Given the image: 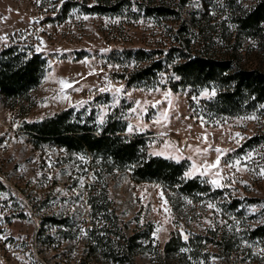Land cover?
Here are the masks:
<instances>
[{
  "label": "rangeland",
  "instance_id": "374dc122",
  "mask_svg": "<svg viewBox=\"0 0 264 264\" xmlns=\"http://www.w3.org/2000/svg\"><path fill=\"white\" fill-rule=\"evenodd\" d=\"M57 1L63 0H0V51L26 43L46 58L44 76L24 98L12 101L0 93V236L7 237L0 239V264H119L93 250L87 194L95 181L87 159L36 142L23 130L26 123L68 109L82 122L101 126L120 106L124 135H142L151 155L186 161L190 177L241 199L264 201V113L211 120L193 112L191 89L172 92L163 76L157 84L132 87L118 78L125 65L111 55L141 47L166 50L177 24L77 10L54 23L47 17ZM252 3L237 0L230 8L224 0H189L183 19L194 47L209 44L213 55L264 71V37L237 35L232 23ZM213 93L202 91L196 99ZM218 156L219 165L206 169ZM107 185L111 208L122 222L120 235H136L142 245L133 264H264V244L246 241L239 223L216 202L136 182L129 169L108 176ZM263 205L247 208V216L256 215L251 223L262 219ZM50 216L64 223L44 222ZM172 238L182 244L165 251Z\"/></svg>",
  "mask_w": 264,
  "mask_h": 264
},
{
  "label": "trees",
  "instance_id": "16d2710c",
  "mask_svg": "<svg viewBox=\"0 0 264 264\" xmlns=\"http://www.w3.org/2000/svg\"><path fill=\"white\" fill-rule=\"evenodd\" d=\"M234 8L237 0H224ZM189 0H63L57 1L47 17L50 22L63 20L74 10L83 14L119 18L128 22L151 21L158 26L177 24L172 43L163 49L137 48L116 53L110 58L125 71L118 78L126 86L157 84L165 77V85L172 91L191 89L194 113L211 120L226 117L264 113V71L258 68L244 69L233 58L218 57L207 51L206 46L194 47V37L184 21V9ZM236 34L245 38L264 37V0H253L242 14L233 17ZM172 30V29H171ZM190 35V36H189ZM133 66L129 70L128 66ZM46 58L31 45L15 43L0 51V93L8 100L24 98L44 76ZM213 90L210 98L196 99L202 91ZM101 96L94 97L91 110L97 107ZM33 140L60 147L69 153L83 155L92 171L95 183L88 189L90 223L88 231L95 240L93 250L101 251L106 258L119 264H133L135 251L142 246L136 235H120L122 222L111 208L107 178L115 171L131 170L136 182H153L176 190L194 201L207 198L216 202L228 216H232L241 228L242 237L249 243L264 244V205L261 220L251 223L246 210L258 205L261 199H241L227 188H213L200 177L186 175V161H172L151 155L142 135L125 136L123 108L117 107L101 126L82 122L73 110L54 114L23 127ZM247 144V143H246ZM1 184V183H0ZM2 185V184H1ZM44 222L63 224L50 216ZM43 222V224H44ZM119 230V231H118ZM179 239L172 238L165 251L180 246Z\"/></svg>",
  "mask_w": 264,
  "mask_h": 264
},
{
  "label": "snow or ice",
  "instance_id": "6c2138e0",
  "mask_svg": "<svg viewBox=\"0 0 264 264\" xmlns=\"http://www.w3.org/2000/svg\"><path fill=\"white\" fill-rule=\"evenodd\" d=\"M87 18H88L87 16L84 17V19H87ZM61 83L64 84V83H66V82L61 81ZM68 86H70V85H68ZM213 94H214V93H213ZM166 95H167V93H166ZM101 122H103V121H101ZM128 131H129V132H132V131H133V128H132L131 126H129ZM237 135H239V134H237ZM216 151H217V153H219V152H221L222 150L217 148ZM157 154L159 155L160 153H157ZM219 163H220V158H219V156H218L217 159H216V161H215L214 163H212V164H210V165H206V169H207V168H216V167L219 165ZM236 163L238 164L239 161H237ZM229 167H232V165L230 164ZM193 170H195V166H193ZM238 170H239V169H238ZM261 174H264V172H262ZM186 175L190 177V176L192 175V172H188V173H186ZM212 183H213V184H217V181H216V180H213ZM208 207H209V208H212L213 205L209 204ZM166 211H167V209H166ZM0 239H7V237H6V236H0ZM185 239H187V237H185Z\"/></svg>",
  "mask_w": 264,
  "mask_h": 264
}]
</instances>
